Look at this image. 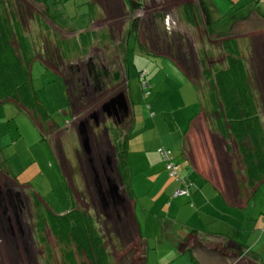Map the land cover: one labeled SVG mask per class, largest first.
<instances>
[{"label":"rangeland","instance_id":"374dc122","mask_svg":"<svg viewBox=\"0 0 264 264\" xmlns=\"http://www.w3.org/2000/svg\"><path fill=\"white\" fill-rule=\"evenodd\" d=\"M11 1L16 12L20 13L22 23L25 24L26 36L29 41L27 51L34 55L29 64V78L31 79L34 94L32 95V101L34 104L40 105V113L42 115L45 114L49 122H40L44 125L42 130L29 113L21 108L16 101L6 100L0 104V144L2 147L0 156V189L4 192L3 198L0 196V264H28L24 251L26 248L31 258L34 257L32 264H70V257L76 261V246L70 241L63 242L58 237L59 235L53 232L49 221L50 215L47 214V211L49 208H52L56 213H63L64 210L71 211L73 207H71V202H69V191L75 201L78 200L77 194L82 198L81 196L86 193L87 198H91L90 191L85 187L84 180L92 183V181L96 182L105 179L104 181L109 184L110 179L113 182L110 173L112 171L111 165L106 158L109 154L106 144L108 133L111 134L110 138H113V135L118 137H114V139L115 141L117 139L121 141L120 146L125 141L124 136H122L125 131L128 132V136L125 139H132L130 140L132 144L128 148L129 182L132 180L135 183L141 182V179L144 178L143 176L148 175L152 171V166L148 164L149 160H160L166 165L159 151L151 152L147 160L138 151L152 145L154 139L159 141L160 135L158 131L153 127L151 121L147 119L152 117L153 113V110L149 107L152 105V92L155 94L159 88L160 92L169 93V91L173 90L179 77L167 59L160 60L161 58H156L154 54H149L146 51L147 49H157L158 52H163V54H171L175 57L178 64L183 65V68L187 69L189 67L193 69L190 74L192 78L196 79L198 74L197 72L194 73L190 59L191 55L195 58V51L200 55L210 57V47L201 41L202 36L204 34L207 35V32L201 24H199L201 27H194L198 22L194 23V25L186 22L178 23L181 21L182 15H185L183 6L187 3L195 5L197 0H139L142 1L141 10L140 8L139 10L135 9L131 13L127 12L125 0H48L51 11L57 16V19H55L57 21L56 25L62 24V29L52 27L51 17L48 16L49 14L36 0ZM210 1L214 3L213 0ZM229 1L218 0L219 6L216 7L219 9L224 8L216 13L219 15V27H226L229 21L232 22V15H238L243 18L248 9L252 8V5L256 6L255 1L248 2V0H245L240 4H237V2L234 8L232 2ZM262 2L260 5L264 13V0ZM5 5V8H11L9 4ZM97 8L102 11V15L97 13ZM43 14H45L46 19L42 18ZM169 14L173 17L171 22ZM152 15L159 19L158 23L161 27L154 33L147 27L145 21L139 19L138 37L137 32L133 29L132 20L136 16L141 18L140 16ZM38 17L41 18L38 19ZM91 17H97L96 19L101 17V19L93 23L90 22ZM128 17L131 20L128 22L130 26H127L126 29L124 19ZM175 21H177V24ZM89 24H92V29L97 30V33L93 34L91 28H85ZM188 24L190 27L187 26ZM68 27H71V29L69 30ZM79 28H85V31L77 33ZM101 28L102 30H100ZM108 28L112 32L110 33V38ZM198 29H200V32ZM245 30H250V28H245ZM194 33L197 36H194L195 38L193 39L192 34ZM92 34V41L95 39L94 42L97 45L89 49ZM137 37L142 40L141 42L148 38L149 43L147 45L140 43ZM156 37L160 39L159 43H156ZM125 38H127V43H125ZM172 38L177 39L174 44L169 45L168 39L172 40ZM195 39L197 40L196 45ZM42 40H44V49H42ZM14 46L17 47L16 40L14 41ZM91 56H94V61L97 62L96 69H98V74L100 75L101 72V75H105L103 80L101 78L102 83L105 85L103 92H93L92 85L89 84L88 77L85 75V73L87 74L86 67L81 71L84 77L81 82L77 81L76 76L75 84L69 78L68 85L66 84L64 74L70 76L71 71L68 65L70 63L85 65V63L89 62L87 60ZM121 56L127 58L131 65V73L128 74L126 69L125 78L119 60ZM250 57L248 56L247 58L248 62H250ZM57 68H59V71ZM139 70H147V78L151 79V81L149 80L151 86H154L149 98L144 93L142 81L139 77L140 75H138ZM114 72L120 74L118 80L114 78ZM123 79L125 80L124 82L122 81ZM125 82H127L126 86ZM113 92L125 95L129 105V108H127L129 115L126 117V115L118 111L117 113L113 112L111 117L107 115L108 118L105 121L92 119L88 125H90L92 132L93 147L90 152H87L76 136V117L79 120L93 110H100L103 103L110 99ZM258 96L262 104L261 107L264 109L261 95L259 94ZM70 99L72 103L71 113L75 117L73 122L70 113ZM162 103L165 105L163 99ZM131 115L134 121V123L131 122L133 128L126 130L130 125ZM114 118L117 121L116 123L112 120ZM145 118L146 128H144V123L141 122ZM123 119L124 122L119 124L118 121ZM137 121L138 124L136 125ZM200 123V118H198L191 130L195 140H198V143L190 144V148L193 151H197L196 146L199 145L200 147V138L205 133ZM98 124L99 126H97ZM165 124L168 125L162 122V133L167 131ZM57 127L59 128L57 129ZM54 132L55 134H53ZM94 134L96 137L93 136ZM191 139H193V136ZM173 152L172 155L175 162H177L178 160L176 161L177 158ZM63 157H65L69 168L64 165ZM180 162L184 163L181 159ZM92 164L93 166H91ZM78 165L79 167L77 168L76 166ZM227 166L229 167L230 163H227ZM179 169L182 170V167L180 166ZM204 169L207 173V169ZM101 170H103L102 175L100 174ZM212 172L216 175L214 170ZM141 174L142 176H140ZM208 175L210 176V174ZM116 176H118L117 170ZM226 176L227 180L228 171H226ZM15 178H19V180H15ZM13 180L21 184H25V181L30 182L33 191L26 190L21 186L14 189L11 185ZM76 180L81 186V190L78 189L77 192ZM65 185L69 186V190ZM158 189H154L150 196L142 198L140 203L147 210L146 215H149L152 211L151 218H154V221L144 220L145 234L152 235L156 230L158 231L155 237H146L152 256L149 264H158L156 260H153L157 256V249L154 244L157 245L160 241V251L168 250L167 245L170 243L168 242L170 239L161 236V230L166 229L168 231L169 227L172 229L168 220V207H166L167 211L163 213H158V207L152 210L153 205H158V199L162 198L163 193L158 196ZM7 190H11L12 193L8 194ZM91 190L93 199L98 203L97 189L92 188ZM16 192L21 194L28 206V208L24 206L21 211V203L18 205L15 211L17 215L21 213L18 220L14 215V208L18 204L15 196ZM141 193H144L143 187L141 188ZM152 197L155 198V202H152ZM256 209L259 211L252 214L254 218L251 224L248 222L249 217L243 211L240 214L236 212H233V214L228 213L224 219L227 223L234 225L235 229L231 230V232L237 238L248 241V236L252 235L248 241V248L242 246L241 250L247 252L252 249L254 253L262 255L261 258L264 262V240L261 241V238L264 237V233L262 234L264 227H259L258 223V220L261 219L264 224V183L247 214L252 213ZM98 215L104 221L109 220L99 209H97V214L95 212V216L98 217ZM146 215L143 214L142 218H146ZM38 219L44 221L43 229H41L42 225L38 224L40 222ZM172 220L177 225V219L172 218ZM104 224L105 222L102 221V225ZM256 225L258 226L257 228L255 227ZM114 237L117 238L116 236ZM108 240L106 237V244H109ZM42 249L44 251L43 255L41 253ZM109 250H111V247ZM135 251L131 250L130 254L127 253V255L132 256L131 252ZM79 256L82 261L87 260L84 252H80ZM164 256L166 255L164 254L161 257ZM81 260L78 259L77 263L81 262ZM173 264H181V259Z\"/></svg>","mask_w":264,"mask_h":264},{"label":"crops","instance_id":"0c3cea01","mask_svg":"<svg viewBox=\"0 0 264 264\" xmlns=\"http://www.w3.org/2000/svg\"><path fill=\"white\" fill-rule=\"evenodd\" d=\"M136 1L142 4V1ZM206 1L212 9L214 18L219 20V15L216 13L224 8L219 9L216 7L219 6L218 0H213L214 3L210 0ZM230 1L232 4L237 2H235V0ZM128 2V0H125L124 2L128 9V13H131L135 9L139 10V8H132ZM38 4L43 8L50 7L47 1L42 0L41 2H38ZM258 8L261 13L255 10V6H252V8L248 9L250 12L248 16L245 14L243 18H235L236 20L232 21V23L229 21L226 27L216 26V31L210 35L220 36L210 37L208 34V36L206 34L202 36L203 38L201 41L205 42V44L210 47V57L200 55L197 51L194 52L196 53L195 58L191 55V66L194 68V73L197 72L198 74L196 79L192 78L190 74L193 69H190L189 67H187V69L183 68V65L178 64L175 57L171 54H163V52H158L157 49H147L146 52L154 54L156 58L159 57L161 58L160 60L167 59L174 71L178 74L179 80L173 87V90L169 91L167 94L166 92H160L159 88L155 94L152 92V105L149 107H151L153 113L152 117L147 119L151 121L153 127L158 131L160 135L159 141L154 139L152 145L146 149H141L138 153L143 155L147 160L151 152H157L160 147H166L174 151L173 154L177 158L176 161L178 160L177 163L182 164L180 165L182 167V170L180 169L181 174L189 176L194 182L193 191L190 197H176L174 194L175 190L183 185L178 180L169 176L166 165L160 160H149L148 164L152 166V171H150L148 175L143 176L144 178L141 179V182H137L138 184L132 180L129 182V187H126L118 169L117 149L118 146H120L121 141L119 139L115 141L114 137L118 138L116 135H113L114 137L110 138L111 134L108 133L106 144L108 146L109 154L106 158L111 165L112 171L110 173L113 185H116V190L113 192L110 187L111 184L104 181L105 179L96 182L92 181V183L84 180L86 184L85 187L89 189L91 198H87L85 193L81 196L82 198L77 194L79 201H75L74 199L76 210L82 211L89 218L93 219L94 230L90 237H100L103 240L105 246L104 252L106 253L107 260L105 258V260L103 259V261H101L99 257L94 258L92 254H90V257L88 256L87 260L82 261L79 252L76 250V261L74 259L76 264H149L152 256L146 237H155L156 232L158 231L156 230L152 235L145 234L143 226L144 220L148 219L154 221V218H151L152 211L149 215H146L147 210L143 205H140V203L142 198L150 196V193L156 188H159L158 196H160L161 193L163 194L162 198H157L159 201L158 205L154 204L152 210L158 207V213H163L164 211H167L166 207H168V220L169 224L172 226V229L169 227L168 231L166 229L161 230V236L170 239L168 240L170 243L167 245L168 250H164L163 252L160 251V241L157 245L154 244L157 249V256L153 260H156L158 264H173L179 259H181V264H264L261 258L262 255L259 253H254L252 249H249L247 252L241 250L242 246L248 248V241L251 239L252 235L248 236V241L237 238V236L231 232V230L235 229L234 225H231L232 223H227L224 219L225 215L227 216L228 213L233 214V212H236L237 214H240L243 211L249 217L248 222L251 224L254 218L252 214L259 210L256 209L249 214H247V212L250 210L252 202L256 200L257 193L264 183V159L250 157L251 162L248 164L244 157L246 152L242 149V146L247 143L246 140L239 138L234 132L216 130L214 124L210 121L211 116H207L204 112V106L206 107L208 104L206 99L207 96L205 95L208 94L207 89L208 86L211 85L206 79L207 73L209 72L208 69L212 71V75H215V73L219 72L221 69L230 67L229 62L232 55H238L241 60L244 61L248 73L247 75L252 85L253 94L256 97L259 110L261 109L260 115L264 125V109L261 107L262 104L258 96L259 94L261 95L263 103L264 13L261 5L258 6ZM97 9V13L100 15L102 11H100L99 8ZM50 14L52 13L50 12ZM182 16L181 21L178 23H190L188 22L189 20L187 21L186 15ZM140 17L141 21H145L147 27L154 33L159 27H161L158 23L159 19L154 17V15ZM178 17L180 16L178 15ZM44 18L46 19V16ZM96 18L97 17H91L90 22L95 23L101 19V17H98V19ZM130 20V17L124 19L126 29L127 26H130L128 23ZM169 20L170 22L173 20L171 15ZM51 22L53 28L56 27V29H62V24L56 25V20L52 19ZM175 23L177 24V21H175ZM92 24H89L85 28H91L93 34H95L97 33V30L92 29ZM199 24L202 25L199 21L196 25H193L197 28L201 27ZM187 26H189V24ZM85 28H79L77 33L79 31H85ZM245 28H250V30H245ZM100 30H102V28ZM108 31L110 38V33L112 32H110L109 28ZM198 31L200 32V29H198ZM93 34L90 37L89 49H92L97 45L94 42L95 39L92 41ZM192 35L193 39L197 36L196 33ZM103 36H105V34H103ZM227 37L233 39V47H231V51L229 47H226V44L224 46V43H222ZM125 39V43H127V38ZM176 39L177 38H172V40L168 39L169 45L174 44ZM155 40L156 43H159L160 39L156 37ZM139 41L145 45L149 43L148 38H146L144 42H141L142 40L140 39ZM196 43L197 40L195 39V45ZM260 52L262 54L261 56ZM248 56H251L250 62L247 60ZM119 60L125 78L126 69L128 74L131 73V65L130 62H128L129 60L127 61V58L121 56V59ZM118 75L120 76V74H117L116 76ZM122 81L124 82L125 80L123 79ZM126 84L127 82H125V86ZM149 97L150 95L148 98ZM162 99L165 102V105L162 103ZM191 118L194 119L190 122ZM198 118H200L201 128L205 133L203 132L204 134L200 138L201 144H199L201 148L198 145L196 146L197 151H193L192 148H190V144L195 142L198 143V140H195L191 130L194 122ZM131 122L134 123V121L130 120L129 129L131 127L133 128ZM141 122L144 123V128H146V118ZM162 122L168 124H165L167 131H163V133L161 132ZM137 124L138 121L136 125ZM125 132L122 136H124V140L127 141L129 148V145L132 144L130 143V140L132 139H125V137L128 136V132ZM76 136L82 143L83 140H81L77 126ZM192 136L193 139H191ZM1 149L2 147L0 144V156L2 153ZM128 158L129 149L127 153V161ZM180 159L184 163H181ZM227 163H230L229 167H226ZM79 165L76 167L78 168ZM91 166H93V164ZM204 168L207 169V173L204 171ZM116 169L118 176H116ZM212 170H214L216 175L213 174ZM226 171H228L229 175L227 180ZM208 174H210V176ZM140 176H142V174ZM15 180H19V178H15ZM28 183L30 182L25 181V184H21L19 182L16 183L13 180V184H10L14 189L15 187L18 188L21 186L26 190H32L33 187H31V183ZM66 186L69 190V186ZM100 186L102 188L101 191L99 190ZM142 187L144 188V193H141ZM145 187H147V189H145ZM92 188L97 189L96 191L98 193L96 192V194H98L99 197L98 203L93 199ZM78 189L81 190V186L76 180V192ZM9 191L12 193L11 190H7V192ZM152 198V202H155V198ZM24 203H26L25 200ZM139 208H141V210H139ZM97 209H99L104 216L108 217L109 220L104 221L101 219V216H95V212L97 214ZM64 212L67 213L68 210H64ZM64 212H59L57 214L61 213L60 215H63L65 214ZM143 214L146 215V218L144 219L142 218ZM14 215L18 220L16 212ZM172 218L177 219V225H175ZM102 221L105 222L104 225H102ZM258 223L259 227H264L261 219L258 220ZM255 227L257 228L258 226L256 225ZM263 233L264 232H262V234ZM106 237L109 239V244H106ZM263 240L264 237L261 238V241ZM110 247L111 250H109ZM131 250L136 251L131 252L132 256L127 255V253L130 254L129 252ZM24 251L27 258L25 259L28 260V264H32V259H34V257L31 258L26 249ZM41 253L42 255L44 254L43 249ZM164 254L166 256L161 257ZM78 259H80L81 262L77 263Z\"/></svg>","mask_w":264,"mask_h":264},{"label":"trees","instance_id":"16d2710c","mask_svg":"<svg viewBox=\"0 0 264 264\" xmlns=\"http://www.w3.org/2000/svg\"><path fill=\"white\" fill-rule=\"evenodd\" d=\"M10 1L11 0H0V104L6 100L16 101L43 130L44 125L41 123L45 121L49 122V119L46 118L45 114L42 115L40 113V105H36L32 101V95L34 94L31 79L29 78V64L34 55H31L29 51H27V48H29V41L26 36L25 24L22 23L20 13L16 12L12 1ZM36 1L41 2L42 0ZM43 1L48 2V0ZM244 1L245 0H238V3H236L240 4ZM252 1L256 2L255 10L261 13L258 6L263 0H248V2ZM236 3H233L234 8L236 7ZM5 4H9L11 8H5ZM129 4L132 8H140L142 5L136 0H130ZM183 7V12L187 16V18H185L187 21L189 20L188 22L194 24L199 21L202 23L203 27H205L210 37L220 36L210 35L216 31L218 20L214 18L212 9L206 0H197L195 5L187 3ZM44 9L47 14H49L48 16L51 18L53 17L52 19L54 20L57 19V16L51 11L50 7ZM50 12L52 14H50ZM249 13L248 10L246 16H248ZM44 17L45 14H43L42 18ZM39 18L41 17H38V19ZM235 18L239 19L240 17L238 15H232L233 21L236 20ZM139 19L140 18L136 17L132 20V26L136 32ZM68 29L70 30L71 27H68ZM138 34L137 32V36ZM15 40L17 41V47L14 46ZM222 43H224V46L226 44V47H229L230 51L232 50V38L227 37ZM43 44L44 40H42V49H44ZM229 64V68L221 69L219 72H216L215 75H212V71L208 69L209 72L207 73L206 79L211 85L208 86V94L205 95L207 96L206 99L208 104L206 107L204 106V112L207 116H211L210 121L214 124L216 130L231 131L239 138L246 140L247 143L243 145L244 147L242 146V149L246 152L244 157L245 161L249 164V162H251L250 157L264 159V125L261 120L260 110L256 102V97L252 91V85L249 81L244 61H242L238 55H232ZM138 75H140L139 77L142 81L144 93H146V96H149L153 86H151L150 83L151 79L147 78V70H139ZM117 77L120 76H116V80L119 79H117ZM193 119L194 118H191L190 122L193 121ZM50 122L53 123L52 121ZM58 128L59 127H57V129ZM127 148V141H124L123 145L121 144L118 148V169L125 186L129 187ZM178 167L180 168L179 164ZM167 172L171 178L181 182L183 186L180 188L187 185L190 189L188 196L184 194V196L177 197H190L194 183L192 178L181 174L180 169H178V176H171L169 169H167ZM183 180L185 185L182 182ZM178 189H176L175 192ZM69 202H71V207L73 208L63 215L57 214L52 208H49L47 211V214L50 215L49 221L51 222L50 224L53 232L59 235L58 237L63 242H72L76 246V250L79 253L84 252L87 258L92 254L94 258L99 257L101 261H103V259L105 260V258L107 260L106 253L104 252L105 246L103 240L97 236V238H94L95 236L90 237L94 230L93 219L89 218L82 211L76 210V203L71 197V192H69ZM39 221L38 224L42 225L41 229H43L45 223L43 220V222H41V220ZM71 258L72 257L69 258L70 264H76Z\"/></svg>","mask_w":264,"mask_h":264},{"label":"flooded vegetation","instance_id":"af4514ba","mask_svg":"<svg viewBox=\"0 0 264 264\" xmlns=\"http://www.w3.org/2000/svg\"><path fill=\"white\" fill-rule=\"evenodd\" d=\"M167 18V17H166ZM166 20V19H165ZM87 61H89L88 63H85V65H83V64H81V63H76V64H72V63H70L69 65H68V67L71 69V71H70V76L67 74H64V76L66 77V84L68 85V78L75 84L76 83V76H77V81L78 82H81L82 81V79H84V77H83V74H82V69L83 68H85L86 67V70H87V74L85 73V75H87V80H88V82H89V84L90 85H92V88H93V92L94 93H96V92H103L104 91V88H105V85L102 83V81H101V78H102V80H103V77L105 76V75H101V72H100V75L98 74V69H96V67H97V62L96 61H94V56H91V57H89L88 58V60ZM58 69V71H59V68H57ZM56 69V70H57ZM105 73V72H104ZM115 73V75H114V78H115V76L117 75V74H119L118 72H114ZM119 77H117V79H118ZM86 91V90H85ZM127 93V92H126ZM116 95H119L118 93H115V92H113V94H112V96H110V98L111 97H113V96H115L116 97ZM77 101L79 102V100L77 99ZM103 105H104V103H103ZM103 105L101 106V109L100 110H93V111H91V112H89L86 116L84 115L83 117H81L79 120L77 119V117H76V122L77 123H79L81 120H84V121H86V124H88L92 119H94L95 121H99V120H101V119H104V120H102V121H105L106 120V118H107V114L105 113V111H104V107H103ZM127 108H129L128 107V105L127 106H125L123 109H121L119 112H121L122 114H124V115H126V117L129 115L128 114V109ZM129 111H130V109H129ZM72 112V103H71V99H70V113ZM125 112V113H124ZM115 113H117V111H115ZM115 113H114V117H115ZM71 118H72V122H73V119L75 118V117H73L72 116V113H71ZM113 120V122L114 123H116L117 121H116V119L114 118V119H112ZM124 122V119L123 120H120V121H118V123L120 124H122ZM100 123V122H99ZM77 125V124H76ZM80 125V124H79ZM88 128V127H87ZM129 129V127L126 129V130H128ZM87 133V132H86ZM53 134H55V132L53 133ZM53 134H52V136H53ZM90 135V134H89ZM54 137V136H53ZM59 139H60V137H59ZM90 141H91V143H90V147L89 148H84L87 152H90V149L93 147V141H92V138L90 139ZM63 160H64V165L67 167V168H69L68 167V165H67V161H66V159H65V157H63ZM16 198H17V201H18V204H17V206L14 208V211H16V209H17V207H18V205L20 204L21 205V211L23 210V208H24V206H25V208H28V206H27V204L26 203H24V200L22 199V196H21V194H20V199H18V197L16 196ZM21 214V213H20ZM20 214L18 215V217L20 216Z\"/></svg>","mask_w":264,"mask_h":264},{"label":"water","instance_id":"95a60500","mask_svg":"<svg viewBox=\"0 0 264 264\" xmlns=\"http://www.w3.org/2000/svg\"><path fill=\"white\" fill-rule=\"evenodd\" d=\"M127 105H128V103H127V98L125 97V95H123V94L120 95L119 94V95H116V97L113 96L109 100L104 102L103 107H104V111L108 115V117H111L113 112H115V111L118 112V111H120L121 109H123ZM128 107H129V105H128ZM102 120H104V119H102ZM88 124H86V121H84V120H81L79 123H77V128L79 130V134H80L81 140H83L82 143L84 142L83 145H84L85 148H89L90 147V143H91L90 139L92 138V132L90 130V125H88ZM87 126H88V128H87ZM97 126H99V124ZM93 136L95 137V134ZM102 173H103V170L100 171L101 175H102ZM109 184H111L110 185L111 190L114 192L116 190V185H113V182L110 179H109ZM100 188H101V186H100ZM100 188H99V190L101 191L102 188L101 189ZM8 193L10 194V191ZM0 196H1V198H3V196H4V192L1 189H0ZM15 196H17L18 199H20V193L19 192H17L15 194ZM19 217H18V219H20Z\"/></svg>","mask_w":264,"mask_h":264},{"label":"built area","instance_id":"2783aa9c","mask_svg":"<svg viewBox=\"0 0 264 264\" xmlns=\"http://www.w3.org/2000/svg\"><path fill=\"white\" fill-rule=\"evenodd\" d=\"M143 75V74H141ZM144 76V75H143ZM159 152L162 155L164 161L166 162V168L170 170V175L171 176H178V164L177 162H175V159L172 155V151L166 147H160L159 148ZM184 183V180L182 181ZM185 185V183H184ZM190 193V189L187 185H185L182 188H179L176 192H175V196H184V194H186V196H188V194Z\"/></svg>","mask_w":264,"mask_h":264},{"label":"clouds","instance_id":"9594fccd","mask_svg":"<svg viewBox=\"0 0 264 264\" xmlns=\"http://www.w3.org/2000/svg\"><path fill=\"white\" fill-rule=\"evenodd\" d=\"M130 126V125H129ZM158 151H159V149H158Z\"/></svg>","mask_w":264,"mask_h":264}]
</instances>
